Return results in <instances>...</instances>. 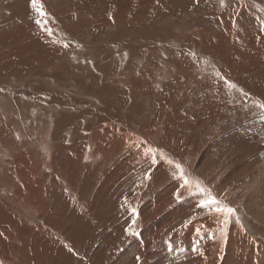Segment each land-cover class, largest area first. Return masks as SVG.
<instances>
[{"label":"rangeland","instance_id":"rangeland-1","mask_svg":"<svg viewBox=\"0 0 264 264\" xmlns=\"http://www.w3.org/2000/svg\"><path fill=\"white\" fill-rule=\"evenodd\" d=\"M253 178L264 0H0V264H264Z\"/></svg>","mask_w":264,"mask_h":264},{"label":"bare ground","instance_id":"bare-ground-1","mask_svg":"<svg viewBox=\"0 0 264 264\" xmlns=\"http://www.w3.org/2000/svg\"><path fill=\"white\" fill-rule=\"evenodd\" d=\"M249 166H250V164H249ZM251 179V178H250ZM257 183H258V181L257 180H255L254 178L251 180V181H249V183H248V186L246 187L249 191H250V193H249V195H248V197H247V203H246V205H247V208H248V211H250L251 212V214L256 218V219H258V220H260L261 222H263L264 223V203H261V198H259L258 196H256V190L255 189H257L256 187H257ZM259 194V193H258ZM33 196V195H32ZM30 198H32L33 200H34V198L33 197H30ZM30 198H27V199H29V202H31L32 200L30 199ZM36 198V197H35ZM28 201V200H27ZM38 202V201H37ZM25 205V204H24ZM27 205V204H26ZM257 207V208H256ZM256 208V209H255ZM179 209V208H178ZM247 210V209H246ZM168 216V215H167ZM165 219V218H164ZM162 220V219H161ZM165 221V220H164ZM154 222V221H153ZM161 222V221H160ZM165 223V222H164ZM157 225V224H156ZM152 228H154L155 229V227H152ZM186 229V228H185ZM156 230H157V228H156ZM205 229L202 227V226H199V225H193L192 227H190V228H188V233L187 234H192V233H194V232H198V231H204ZM148 231H150V230H148ZM147 231V232H148ZM206 231V230H205ZM151 232V231H150ZM154 232V231H153ZM44 233V232H43ZM200 233V232H199ZM205 233V232H204ZM239 235H238V234ZM236 234L238 235V236H240L241 235V238L240 239H242V241L243 242H241V244L239 243V241H236L235 243H233L232 244V241H231V247H233L234 249L236 248V249H238V251L240 252V251H242V250H239V248L240 247H242V246H249V244H250V242H249V240L250 239H248L247 238V236L246 235H243V234H240L239 232H237ZM148 235V234H147ZM152 236V235H151ZM186 236V235H185ZM192 236V235H191ZM236 238H238V237H236ZM239 239V238H238ZM136 241V240H135ZM151 241V240H150ZM148 242H149V240H148ZM151 243V242H150ZM138 245L140 248L143 246V245H139V243H138V240L132 245V247H136L135 245ZM263 245V244H262ZM150 246V244L148 245V244H146L144 247H142V250L141 251H143L142 253H141V255H140V257L138 258V259H136L135 258V256H132V255H130V253H131V251L130 252H127V253H121L117 258H115L114 260H113V264H132V262L134 263V264H149V261H150V257L153 255L152 254V252L153 251H158L157 250V248H150L149 247ZM254 246V245H253ZM230 247V248H231ZM136 249V248H135ZM164 249H166L167 250V247H164ZM261 249V248H260ZM132 250V249H131ZM252 250V249H251ZM250 250V251H251ZM259 251V244L258 245H256V251ZM136 251V250H135ZM176 251V250H175ZM231 251V250H230ZM244 251V250H243ZM242 251V252H243ZM250 251H249V253H250ZM159 252H161V251H158V253ZM232 252H234V251H232ZM138 253V252H137ZM158 253H156V254H154V255H157ZM170 253V252H169ZM228 253V252H227ZM231 253V252H230ZM238 253V252H237ZM251 253H252V251H251ZM254 254V253H253ZM139 255V254H138ZM162 255V254H161ZM168 256V254H166V255H162L161 257L162 258H157L158 260H164V259H166L165 257H167ZM170 256V255H169ZM235 256V255H234ZM243 256L244 255H242V257L240 256V258H238V259H235V260H233V257H229V256H227L226 255V257L224 258V260H222V264H233L234 262L235 263H237V264H239L240 262H241V259L243 258ZM247 256V255H246ZM249 256V255H248ZM247 256V257H248ZM99 257V256H98ZM116 257V256H115ZM164 258V259H163ZM249 258H250V256H249ZM156 259V260H157ZM251 259V258H250ZM155 260V261H156ZM21 261V260H20ZM247 262V261H246ZM94 264V263H93ZM202 264H204V263H202ZM246 264H262L260 261H257V257H256V255H254L253 257H252V260H250L249 262H247Z\"/></svg>","mask_w":264,"mask_h":264},{"label":"snow or ice","instance_id":"snow-or-ice-1","mask_svg":"<svg viewBox=\"0 0 264 264\" xmlns=\"http://www.w3.org/2000/svg\"><path fill=\"white\" fill-rule=\"evenodd\" d=\"M32 3H33V6L35 7V5H36V0H32ZM177 167L179 168V165H177ZM185 184H187V181H185ZM200 207H205V205H200ZM218 212H226L229 216L232 214V213H234V209H232V208H220V207H218L217 209H216ZM196 250V247H195V245L193 246V251H195Z\"/></svg>","mask_w":264,"mask_h":264}]
</instances>
